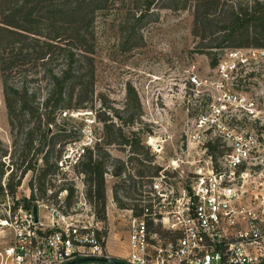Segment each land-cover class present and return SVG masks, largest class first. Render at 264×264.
Instances as JSON below:
<instances>
[{"label": "built area", "instance_id": "built-area-1", "mask_svg": "<svg viewBox=\"0 0 264 264\" xmlns=\"http://www.w3.org/2000/svg\"><path fill=\"white\" fill-rule=\"evenodd\" d=\"M180 96L188 119L186 152L143 177L130 208L120 209L128 232V264H264V47L227 49L217 60L193 62ZM154 154L157 145L149 144ZM86 148L78 150L74 167ZM67 157L60 162L63 166ZM67 188H28V210L5 190L0 225L12 232L0 264H68L109 258L105 221L77 177ZM32 196L35 200H32ZM37 198V199H36ZM17 203L21 196L15 197ZM38 208V222L34 220ZM26 208V207H25ZM27 209V208H26ZM83 264H108L90 262Z\"/></svg>", "mask_w": 264, "mask_h": 264}, {"label": "trees", "instance_id": "trees-1", "mask_svg": "<svg viewBox=\"0 0 264 264\" xmlns=\"http://www.w3.org/2000/svg\"><path fill=\"white\" fill-rule=\"evenodd\" d=\"M113 1L0 0V71L9 123L13 130H19L23 126V119L34 122L40 129L39 134L36 135L35 126L30 127L25 132V139L29 150H32L35 137H39L40 148L36 150V155L44 153V167L38 170L37 162L28 163L19 181L15 185L8 184L7 188L13 195L28 172H40V180H45L59 169L58 162L53 159L61 158L62 153L56 148L75 136L67 129L52 130V126L57 125L58 117L64 113L67 117L70 111L94 109L96 15L110 9ZM222 4L227 5L228 10L219 12ZM161 9L174 12L192 10L193 34L207 41L208 45L217 43L209 49L222 47V43L236 35L264 40V3L258 0H132L121 28L127 43L138 41V34L142 38L140 31L157 15L156 10ZM241 47H264V43H242L232 48ZM27 65L33 67L35 72H29V68L25 67ZM17 74L22 75L18 86L10 82V78ZM127 96L125 110L130 108L133 100L140 106L132 86L128 87ZM117 113L118 110H115V117L119 118ZM99 120L104 123L103 139L97 142L95 149H86L79 167L90 188L88 200L94 205L98 217L107 220L105 176L110 168L106 163L115 161L119 164L112 175L121 180V183L113 186L116 202L121 209L130 206L129 202H123L118 197L119 190L129 197L130 192L135 191L136 183L142 182L143 177L156 175L160 167L153 165L154 157L142 143L139 132H132L130 137L124 132V122L116 127L113 120ZM136 122L137 118L134 117L130 126L134 127ZM112 145L130 147L132 154L144 155L136 176L130 172L128 174L125 162L112 157L108 150ZM55 154L57 158H54ZM30 188H38L40 198L45 196L47 190L41 192V188H46L45 181L37 186L31 181ZM67 191L66 202L71 206L74 203V189ZM3 192L0 181V193ZM32 200H35L34 196ZM30 206V202L25 205L27 209Z\"/></svg>", "mask_w": 264, "mask_h": 264}, {"label": "rangeland", "instance_id": "rangeland-1", "mask_svg": "<svg viewBox=\"0 0 264 264\" xmlns=\"http://www.w3.org/2000/svg\"><path fill=\"white\" fill-rule=\"evenodd\" d=\"M132 0H114L113 6L105 11H100L96 15V84L94 92V109L70 111L59 116L57 125L52 126V130L67 129L72 131L75 138L60 143L56 150L61 151L58 162L59 169L55 174L48 175L45 180H40V172H28L19 188L13 195L8 184L15 185L28 163L37 162L38 170L44 167V153L36 155V150L40 148L39 137H35L32 150L25 139V132L30 127H34V122L23 119L21 129L13 130L9 123L8 112L4 99L3 77L0 71V181L4 192L0 193V203L4 199L5 190L14 196L16 205L12 212L18 210V206L28 204L29 199H25V191L30 188V182L34 186L45 181L46 188H41V192L47 188H76L81 183L77 178L82 174L79 165L74 167L75 156L78 150L95 149L97 142H101L104 136V123L99 119H104L116 124L123 125L124 132L132 137V132H139V137L146 148L150 149V155L154 161L162 165L171 164V160L177 155H184L186 152V142L184 136L185 124L188 119L186 105L177 93L185 82V71L193 62L203 64L208 61L213 62L227 49L237 44L256 45L257 42L264 43L263 39L254 38L247 35H236L230 41L222 43V47L209 49L207 41H202L193 34V11L174 12L168 9L156 10V16L141 31L138 41L127 43L121 28L127 19V10L131 6ZM264 3V0H258ZM251 4V2H250ZM228 10V6L221 5L219 12ZM208 40V39H207ZM221 42V41H220ZM127 43V44H126ZM137 44V45H136ZM29 72L35 69L29 65ZM29 74V73H28ZM22 79L21 74L10 78V82L19 85ZM132 86L135 89L140 106L135 101L131 102L130 108L125 110L128 101L127 90ZM115 110H118L119 118L115 117ZM68 112V111H67ZM136 117L137 122L130 126L131 120ZM36 135L40 129L35 126ZM151 138V139H150ZM150 144L157 145V152L154 154ZM47 149V147H44ZM113 158L126 163L129 172L134 176L141 168L139 162L145 159L143 154L131 153L130 147H120L118 145L109 146L108 149ZM57 154L54 158H57ZM67 157V161L61 166L60 162ZM83 157L81 158V162ZM81 164V163H80ZM110 168L105 176L106 181V233L108 238L105 242V254L111 258L124 259L128 249V232L126 223L121 219V208L118 207L113 186L121 183V180L114 177L112 172L119 166L115 161L106 163ZM156 166H159L156 164ZM3 175L1 176V174ZM84 188L89 193V186L85 179ZM131 184L133 182L131 181ZM144 183L135 184V191L130 192L126 197L125 193L118 192V197L123 202L136 199L139 189ZM138 189V191H137ZM21 196V201L17 203L15 197ZM43 196V195H42ZM42 198V197H41ZM127 198V199H126ZM37 199V198H36ZM32 205V203H31ZM31 207V206H30ZM8 217L5 208L0 206V218ZM12 237V232L8 228L0 226V247L6 245Z\"/></svg>", "mask_w": 264, "mask_h": 264}, {"label": "water", "instance_id": "water-1", "mask_svg": "<svg viewBox=\"0 0 264 264\" xmlns=\"http://www.w3.org/2000/svg\"><path fill=\"white\" fill-rule=\"evenodd\" d=\"M33 213H34V220L35 222H38V208L34 207L33 209ZM90 262H103V263H108V264H128L125 261L121 260V259H117V258H84V259H80L68 264H83V263H90Z\"/></svg>", "mask_w": 264, "mask_h": 264}, {"label": "bare ground", "instance_id": "bare-ground-1", "mask_svg": "<svg viewBox=\"0 0 264 264\" xmlns=\"http://www.w3.org/2000/svg\"><path fill=\"white\" fill-rule=\"evenodd\" d=\"M151 139V138H150ZM150 139H149V144H150ZM4 221V220H3ZM7 223L6 222H3V223H1L0 225H6Z\"/></svg>", "mask_w": 264, "mask_h": 264}, {"label": "crops", "instance_id": "crops-1", "mask_svg": "<svg viewBox=\"0 0 264 264\" xmlns=\"http://www.w3.org/2000/svg\"><path fill=\"white\" fill-rule=\"evenodd\" d=\"M127 253H128V249H127ZM127 253H126V256H127ZM126 256H125V257H126Z\"/></svg>", "mask_w": 264, "mask_h": 264}]
</instances>
